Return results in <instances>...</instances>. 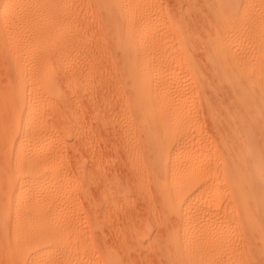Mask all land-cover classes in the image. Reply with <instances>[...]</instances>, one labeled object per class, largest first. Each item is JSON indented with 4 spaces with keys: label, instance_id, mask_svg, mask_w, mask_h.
I'll list each match as a JSON object with an SVG mask.
<instances>
[{
    "label": "bare ground",
    "instance_id": "6f19581e",
    "mask_svg": "<svg viewBox=\"0 0 264 264\" xmlns=\"http://www.w3.org/2000/svg\"><path fill=\"white\" fill-rule=\"evenodd\" d=\"M7 56L0 264H264V0H0Z\"/></svg>",
    "mask_w": 264,
    "mask_h": 264
},
{
    "label": "rangeland",
    "instance_id": "374dc122",
    "mask_svg": "<svg viewBox=\"0 0 264 264\" xmlns=\"http://www.w3.org/2000/svg\"><path fill=\"white\" fill-rule=\"evenodd\" d=\"M4 59H0V85L4 84L6 81L10 79H14V73H13V60L11 57H3ZM107 73L112 72V63H109V65H106V68L104 70ZM99 138V137H98ZM97 138V142H99V145H103L102 139ZM155 233V232H154ZM154 235V234H153ZM155 236V235H154Z\"/></svg>",
    "mask_w": 264,
    "mask_h": 264
}]
</instances>
